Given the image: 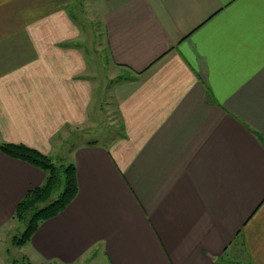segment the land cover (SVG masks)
Wrapping results in <instances>:
<instances>
[{"label": "crops", "instance_id": "obj_1", "mask_svg": "<svg viewBox=\"0 0 264 264\" xmlns=\"http://www.w3.org/2000/svg\"><path fill=\"white\" fill-rule=\"evenodd\" d=\"M69 3L0 0V145L68 155L79 187L16 247L47 175L0 151V264H264V0H99L121 133L80 145L97 104Z\"/></svg>", "mask_w": 264, "mask_h": 264}, {"label": "rangeland", "instance_id": "obj_2", "mask_svg": "<svg viewBox=\"0 0 264 264\" xmlns=\"http://www.w3.org/2000/svg\"><path fill=\"white\" fill-rule=\"evenodd\" d=\"M69 2L68 10L81 27L83 33L82 43L86 45L88 50L89 67L93 75V93L95 95V104H97V108H93V116L91 117L90 125L87 126L88 128L86 126L73 128V132H76L79 136H84L77 140L75 145L91 141H97L102 144L108 136L107 142L112 139L117 140L118 133H121V125H119V118L116 115L117 111L114 105L113 92L118 78L116 77L115 67L112 66L107 54L104 52L105 40L102 35V25L100 22L99 0H69ZM58 152H54L55 155ZM60 164H70V157L66 155L64 161L58 163V165ZM25 229L26 223L17 220L19 236L14 239V246L22 247L16 245V243L19 237H22ZM79 264L104 263L99 259H94L90 262H80Z\"/></svg>", "mask_w": 264, "mask_h": 264}, {"label": "trees", "instance_id": "obj_3", "mask_svg": "<svg viewBox=\"0 0 264 264\" xmlns=\"http://www.w3.org/2000/svg\"><path fill=\"white\" fill-rule=\"evenodd\" d=\"M0 151L33 165L47 175L43 185L29 191L15 210V219L26 223V229L16 243L24 246L41 223L58 216L77 197L79 187L76 167L73 163L57 165L50 158L24 145L2 144Z\"/></svg>", "mask_w": 264, "mask_h": 264}]
</instances>
